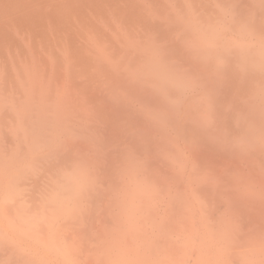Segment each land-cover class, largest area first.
Here are the masks:
<instances>
[{
  "label": "bare ground",
  "instance_id": "obj_1",
  "mask_svg": "<svg viewBox=\"0 0 264 264\" xmlns=\"http://www.w3.org/2000/svg\"><path fill=\"white\" fill-rule=\"evenodd\" d=\"M217 53L220 54L218 59L223 57L222 62L221 60L216 62L218 68L222 69L225 62L224 57L228 59L225 56L228 52L221 51ZM231 53L232 51L229 52V55ZM241 58L239 57V59ZM166 59H168L167 56H153L145 59L144 66L136 64V67L140 69L146 68L154 72L157 76L156 79L147 81V84L145 83L146 81L143 82L141 79H132L135 82L129 81L128 85L133 86L134 90L136 84L134 86L133 83L143 86L139 90L138 100L135 99L138 104H129L124 100L123 95L117 97L119 100L116 99L120 105H113L108 102L112 106L106 105V108L114 109H112L114 113L112 110H107V112L110 111L108 115L114 116L115 119H113L114 121H109V123L105 122V124L107 123L111 126H104L105 128L101 130H90L89 128L91 126L95 127V124L94 126L91 123L89 125L86 119L82 120L83 117L81 115L79 119H75L74 117H69V112L67 114L63 108L61 110H51L49 100L51 101L52 97L38 99L35 95L38 93L34 92V88L35 90L38 88L34 86L36 81L33 80L35 83L33 87L31 88L32 85H29V89L23 88L22 92L17 87L18 85H15L19 93L12 99L15 102L12 105L8 104L9 97L6 99L0 98V112L10 107L16 113L14 118L21 122L20 125H18L19 123L15 125L16 120L14 121L13 114L9 112L11 116L10 114L8 116L13 118L12 122H15H13L14 124L12 123L14 126L11 129L17 131L22 126L25 130L27 129L25 127L30 129V132H26L20 138L19 135L17 136L20 144L19 153L9 158H5L2 155L6 148L4 147L6 145L5 139L6 143L11 140H7V138H11L7 134L9 132L4 131L5 134L3 133L4 137L8 136L7 138L1 140L2 137H0L1 260H7L10 256L17 257L24 254L28 250V247H26L28 246L27 240L33 237L35 240L41 238L40 243L45 245L52 243L49 241L50 239H55V244L61 242L59 246L63 256L70 259L69 256L72 254L75 257L70 262H66L65 258H63L66 264H79L82 260L90 261L94 256L98 257L99 262H96L97 264H264L263 178L255 180V184L260 179L263 180H261L263 189L259 194L249 193L248 206L241 207L238 204H232L231 207L238 210V213L219 216L218 220L213 222V226L200 232L194 222V214L188 212L184 218L188 223L185 231V221L173 222L172 217L176 209H178L177 206L186 202L191 203L190 197L197 199V205L203 208L204 204L201 199L205 197L204 193L213 192V189L217 186L214 178L210 176L202 183L196 184L192 183L190 179H182L178 183L168 176L170 166L180 167L184 176L185 174L187 176L197 174L200 169L205 167L200 164L202 157L209 165L212 163L213 160L210 158L213 154L210 153L213 148L218 156L222 155V157H219L220 161L223 157L224 159L226 157L229 158L225 162H222L224 159L221 161L225 165V168L222 167L224 169L222 172L234 174L231 181L235 186L236 179L244 175V170L240 168L243 163L249 166L251 161L252 165L258 162L257 171L260 172L262 168L264 169V90L263 97L256 100L258 108L253 110L255 114L252 115L250 113L252 116L248 117L250 119L249 127H242V129L241 127H234L236 130H233V128L231 130L232 126L230 127L229 125V128L225 125L228 128L225 130L230 129L229 131L235 133H231L232 136L224 129L221 130L223 126L220 128L215 127L217 131L221 130L223 134L228 135L230 147L227 148V140L221 143L213 141L210 135L212 128H214L213 126H215L213 123L217 120L221 121L220 116V119H217L219 114H214L216 108L218 107L221 110L226 105H222L223 103H220L221 100L213 99V85L207 84V86L199 83L195 88H190L191 84L184 87L181 78L166 77L168 74L179 71V69L185 68L187 65H194L193 63L200 62L201 58L190 57L189 54L177 56L174 59L175 61ZM202 59L205 63L212 61L211 63L213 64V51L208 53L207 60L205 58ZM117 83L121 88L131 89L130 86H127V88L124 86L126 83L124 79L116 81L115 86ZM22 84L26 83L23 82ZM2 87L4 89V86ZM96 90L93 91L96 92ZM24 91L31 93V98L35 95L33 98L36 97L38 100L32 98V101L30 99L20 101L24 96H21V94H25ZM12 93L15 94V91ZM116 100L114 99V101ZM70 103L72 104V102ZM69 104L68 106H71ZM75 104L78 105L77 102ZM220 105L224 107L221 108L222 106L220 107ZM5 111L7 112V109ZM2 112L0 115L4 114ZM111 112L113 115L109 114ZM128 114L132 115V117H129ZM126 115L129 119L133 118L132 126L130 125L131 119L129 121L125 117ZM214 115L217 116V118H214V121L217 119L215 122L213 121ZM124 118L128 121H125ZM0 119H2L0 123L3 128L2 124L5 122L3 123V118ZM122 121H125L124 124H122ZM222 121L220 123L217 122V125H222ZM110 122L116 123V126L119 124L120 131L124 128L122 133L118 131L119 129L114 123L113 125L116 128L112 127L113 125ZM239 123H241L240 120ZM125 124H129L132 128L130 126V128L127 127ZM223 124H225V120ZM122 125L125 126L121 129L120 126ZM96 126L98 127L99 125ZM62 128H65V130H62ZM115 132L117 135L119 132L121 133L118 135L120 140L115 138L117 136ZM177 134L185 136L184 142L187 143L185 147L187 148V145L192 144L194 148L190 151L194 155H199V164L193 165L191 169L188 167L186 159L181 161L179 165L168 161V154L171 148L177 147L180 152L182 150L178 142L180 138L176 136ZM112 137L115 141H118H113ZM16 139L15 137L14 140L16 141ZM92 140L95 141L90 145L89 141ZM246 141L252 142V145L249 144L242 151L241 156L246 155L245 157H247L244 160V156H238L235 150L238 149L236 145L245 144ZM13 144L10 145V148H12ZM31 144L36 147L25 155L22 152L23 147L25 148ZM202 144H204V147H201ZM77 145L80 146L78 148L79 152L73 155L70 152H73L74 147L77 148ZM44 146H49V148L44 150ZM233 147L237 148L233 150ZM7 148L6 150L10 149L9 147ZM86 148L87 152L85 153ZM227 149H230L229 152L226 151ZM42 160L50 161V163L52 160L55 161V164L52 162L53 165L49 163V168L43 165L45 168L42 169L43 172L55 168V165L61 167V169H58L60 172L55 175L57 176L56 178L53 176L54 174H51L55 178L52 186L57 191L52 190L55 192V196H45V198H42L43 200L40 199L39 205H32L29 204V199H24L23 196L19 198L17 193L22 185L20 180L25 178L24 173L26 170L38 167ZM158 164L162 166L158 167ZM50 165L52 168H50ZM244 166L243 168H245ZM238 167L242 169L243 172L241 173L243 174L235 173L236 169L232 172L234 168L238 169ZM254 169L256 170V168ZM103 185L106 187H103ZM167 190L184 193L177 198L173 195L168 198L166 195ZM106 200L107 203H104ZM110 206H112L111 211H109ZM249 206L250 208H248ZM96 209H104L103 213L100 211L98 218L101 215H106H104L106 219L101 216L102 219H105L104 222H100L101 226H94L97 211L95 214L93 212ZM83 211L89 212L90 219L92 218L91 220L93 221H84L87 226L77 221L80 218L79 216H82ZM85 212L83 214L87 215V212ZM86 215L83 218H86ZM60 221L61 223L62 221L65 222L61 224ZM68 221H70L69 225L67 224ZM89 222L93 226H90ZM65 224L69 226L67 227L72 230L71 232L67 227L63 226ZM94 227H97V229L94 230ZM183 231L184 233L182 234ZM14 234L19 241L17 243H15L16 241L8 242V237ZM91 236L96 240L95 246L97 247L94 248L98 254L92 253L97 255L93 256L91 254V256L88 254L87 256L86 253H83V255L85 254L83 256L77 248L83 251L85 242L88 241L85 249L89 250L88 243L94 240ZM89 237L92 240H86ZM90 250L93 252V248L90 247ZM188 251L192 252L193 259L187 258ZM68 253H70L69 256H67ZM24 257L26 258L27 256L24 255Z\"/></svg>",
  "mask_w": 264,
  "mask_h": 264
},
{
  "label": "rangeland",
  "instance_id": "obj_2",
  "mask_svg": "<svg viewBox=\"0 0 264 264\" xmlns=\"http://www.w3.org/2000/svg\"><path fill=\"white\" fill-rule=\"evenodd\" d=\"M212 51L213 64L211 63L212 61H209L210 63L203 62L202 58L208 59V53ZM221 51L228 52L225 55L228 59L224 57L225 62L222 69L218 68L216 63L219 60L223 61V57L218 59V55L220 56V54L217 52ZM230 51L232 53L229 55ZM189 54L190 57L201 58L200 62L193 63L194 65H187L185 68L168 74L166 77L181 78L184 87L191 84L190 88H195L199 83L213 85V99L221 100L220 103L222 102V105L226 104L225 107L220 105V107L222 106L221 108L224 107L221 110L215 106L216 112L214 114H219L218 117H221V121L224 119L225 124H223V120L222 125H217V122L220 121L217 119H220V117L217 118L214 115L213 121L214 118H217V121H214L215 123L213 124L215 126H213L214 128H212L210 135L213 141L221 143L227 140V148H229L228 135L223 134L221 130L224 129V131L232 136L235 133L229 131L230 129L225 130L228 129L225 125L228 127L229 125L230 127L232 126L231 130L232 128L236 130L234 127H241V129L242 127H249L248 123L250 119L248 117L254 115L253 110L258 108L256 100L263 97L264 0H0V98L6 99L9 97L8 104L12 105L15 103L12 99L19 93L17 92L18 88L22 92L23 88L29 89L28 87L31 85L32 88L33 84H35L33 81H36V85L34 86H37L38 92H36L35 88L34 92L38 94H33L38 99L52 97L51 101L49 100L51 110H61L63 108L67 114L69 112V117L71 116L75 119H79L81 115L83 117L82 120L86 119L89 125L90 123L93 126L95 124V127L91 126L89 128L90 130H101L108 127L110 124H105V122L109 123V121L115 119L114 116L108 115L110 111L107 112V110H112L113 108H106V105H120L117 102L119 95H123L124 100L129 104H136L138 102L135 99L138 100L139 90L143 86L133 83L134 86L136 84L137 88L134 90L133 86L128 85L129 81L141 79L143 82L146 81L145 83L147 84V81L156 79L157 76L154 72L146 68L140 69L136 67V64L144 66L147 57L167 56L168 59L166 60L175 61L174 59L177 56ZM239 57L242 58L239 59ZM119 79H124V82H126L124 86L126 88L130 86L131 89H128V91L124 87L121 88L118 83L115 86V82H118ZM23 82L26 84H22ZM13 85L14 87L18 85V88L14 89ZM2 86H4V89ZM93 90H96V92ZM14 91L15 94L12 93ZM24 92L25 94H21V96H24L20 101H26L27 99L31 101L33 99L38 100L36 97L33 98L35 95L32 94V99L31 93H28V91ZM114 99L118 100L114 101ZM69 103L71 106H68ZM84 103L86 104L84 105ZM6 109L7 112L5 111ZM6 109H4L6 113L3 111L4 114L0 115V118H3V123L5 122L2 124L3 128L0 123V132H2L0 137H2L1 140L7 138L8 136L4 137L3 133L4 131L9 132L7 134L11 138H7V140H11L6 143L5 139L6 145L4 147L6 148L2 154L3 157L9 158L19 153L20 144L18 143L17 136L19 135L20 138L26 132H30V129L25 127L28 129L27 131L22 126L17 131H13L11 128L14 126L12 123L16 120L14 118L16 117V113L10 107ZM9 112L13 114V122V118L11 117V119L8 116ZM113 113L109 114L113 115ZM116 114L118 115V113ZM230 114L233 115L231 116ZM22 115L20 114V116ZM89 115H91V119L88 118ZM128 116L132 117L130 114ZM231 117L232 120L234 118L233 124L231 123ZM9 119L11 120L9 121ZM130 119V125L132 126L131 122H133V118ZM239 120L241 123H239ZM125 121L121 123L124 124ZM226 121L230 123L228 124ZM115 122L118 123L116 120ZM237 123L239 124L237 125ZM16 124L20 125L21 122L16 120ZM114 124L116 126V123ZM96 125L99 126L97 127ZM117 125V129H119V124ZM130 125L126 126L129 127ZM124 126H120L121 129ZM216 126L217 128L223 126V128L217 131ZM1 128L4 130L2 131ZM63 129L65 130V128ZM125 129L128 130L127 128ZM123 130L120 131L119 129L118 131L122 133ZM118 135L115 138L119 139L120 136L118 137ZM176 136L180 138L178 142L182 150L180 152L177 147L171 148L168 154V161L179 165L181 161L186 159L188 167L191 169L193 165L199 164V155H194L190 151L194 148L192 144L187 145V148L185 147L187 144L184 142L185 136L180 134ZM15 137L17 138L16 141L14 140ZM82 139L84 138L82 137ZM94 141H89V144L91 145ZM108 143L110 142L108 141ZM11 144L14 145H12V148H10ZM249 144L252 145V142L246 141L245 144L236 145L238 149H236L237 147H233V150L235 148V153L238 156L240 155V157L244 156L243 159L245 160L247 158L245 157L246 155L241 156V153H243L242 151ZM7 147L10 149L6 150L8 149ZM35 147L34 144L25 148L23 147L22 152L27 155ZM46 147L44 146L43 149L49 148V146ZM79 147L77 145V148L74 147L73 152H69L75 155L79 152ZM201 147H204V144ZM229 150L227 149L226 151L229 152ZM86 152L87 148L85 149ZM210 154H213L210 158L213 160L212 163L209 165L202 157L200 164L205 167L200 169L197 174L195 173L191 176L185 174L184 176L180 167L175 168L173 166H170L168 172V176L178 183L179 180L190 179L192 183L200 184L210 176L214 178L217 186L213 189V192L204 193L205 197L201 199V202L204 204L203 208L197 205V199H193V197H190L191 203L186 202L180 206L172 204L178 207L172 217V221L181 222L187 213L190 212L194 214V222L197 224L200 232L208 230L209 227L213 226V222L217 221L219 216L238 213V210L231 207L232 204L246 207L249 205V193L259 194L263 189L261 186L262 179L259 180L260 183H254L259 178H263L264 180V169L262 168V172L257 171L258 162L252 165L251 161L249 166L246 163H243L246 166L243 164L241 165L242 167L240 166L244 170V175L236 179L235 186L231 181L234 174L222 172L223 168H225L222 162L229 160V158L226 157L224 159L223 157L221 161L224 160L221 162L219 157H222V155L218 156L214 148ZM52 162L55 164L54 160ZM49 163L50 161L42 160L39 163L41 168L38 166V169L36 166L34 168L36 170H26L24 173L25 178L20 180L22 185L17 193L19 194V198L23 196L24 199L30 200L29 204L39 205V200H43V197L55 196V192L52 190L57 191V189H54L55 187L52 186V183L53 179L55 180L57 177L55 175L60 172L58 169H61V167L55 165V168H52L50 165L52 169L43 172V165L48 167ZM254 165L256 166L254 167ZM161 166L158 164V167ZM240 168H234L232 172L236 169L235 173H239L240 175L243 172ZM252 168L253 170L251 171ZM51 174H54L55 178ZM103 187L106 186L103 185ZM45 188H49V191H47L49 193L51 190L50 193L52 194L49 193L48 195ZM183 193L175 190L172 192L171 190L166 191L168 198H171V195L177 198ZM104 203H107V200ZM110 207L109 211L112 209V206ZM103 210H94L93 214L97 211L94 226H101L100 222L105 221V214L101 215L105 219H102L101 216L98 218L99 213H101L100 211L103 213ZM83 213L82 216H79L80 218L78 217V223L82 222L85 224L84 221L86 222L87 220L93 222L92 218L90 219L89 212H87V215ZM84 215H86V218H83L85 217ZM87 216L89 217L87 218ZM64 222L62 221L63 224ZM69 222L67 223L68 225L70 224ZM91 224L89 225L93 226ZM238 224L240 225V223ZM68 225L65 224L63 226L67 227ZM187 225L188 223L185 221L184 231ZM94 228V230L97 229V227ZM69 231L71 232L72 230L69 229ZM10 236L7 239L8 242L16 241L15 243H17L19 241L15 234ZM91 237L94 239L93 236ZM92 238L89 237L86 240H92ZM41 240V238L35 240L33 237L28 239V246H26L28 250L20 256H10L7 260H1L2 257L0 255V264H66L63 258H65L66 262H70L75 258L70 253L67 254V256L70 255V259L63 256L59 246L61 242L55 244L56 240L50 239L49 241L52 243L45 245L40 243ZM94 240L89 241V250L85 249L88 241L85 242V246L83 245V251L78 248L77 250L82 255L86 253L87 256L92 253L98 254L95 249L97 247L95 246L96 240ZM89 245L93 248V252L90 250ZM24 255L27 257L25 258ZM93 258L90 261L82 260L79 264H90L91 262V264H97L96 262H99L98 257L94 256ZM187 258L193 259L192 252L188 251Z\"/></svg>",
  "mask_w": 264,
  "mask_h": 264
}]
</instances>
